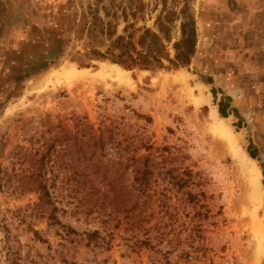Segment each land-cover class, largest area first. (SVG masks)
<instances>
[{
	"label": "rangeland",
	"instance_id": "obj_1",
	"mask_svg": "<svg viewBox=\"0 0 264 264\" xmlns=\"http://www.w3.org/2000/svg\"><path fill=\"white\" fill-rule=\"evenodd\" d=\"M163 7L170 57L194 23L190 65L85 57L94 10L137 38ZM144 170L148 234L114 202ZM6 230L27 262L264 264V0H0V248Z\"/></svg>",
	"mask_w": 264,
	"mask_h": 264
},
{
	"label": "trees",
	"instance_id": "obj_2",
	"mask_svg": "<svg viewBox=\"0 0 264 264\" xmlns=\"http://www.w3.org/2000/svg\"><path fill=\"white\" fill-rule=\"evenodd\" d=\"M164 2V0H159ZM165 7L162 8L161 13L156 18L157 32L149 29H142L140 35L135 38L133 33H129V29H132L131 25H126L123 29V35H117L116 27L110 21H105L99 16L98 10H94L90 13L91 22L86 30L87 37L94 43L100 45L104 50L91 49L85 57H93L96 60L109 61L112 64L120 65L128 70L138 68L141 70H165L171 68L177 70L178 68H184L190 65L191 59L195 53L196 46V32L194 23L189 22L180 26L181 39L172 44L174 51L173 57H170L167 51V44H170V30L166 23H173L175 13H167ZM107 11V10H106ZM125 21L127 20L126 12H123ZM135 14H133V17ZM104 17L116 18V14L110 15L109 12L104 13ZM57 55V54H56ZM168 65L167 68L165 65ZM89 65H81L86 68ZM220 114L226 117L224 110L220 109ZM118 169V168H117ZM123 171L122 166L119 167ZM124 169V168H123ZM146 171L144 170L141 181L138 182V187L134 190L138 195L134 194L133 200L131 194L129 197V189L127 186H120L117 188V194L114 202L118 206V210L122 209L121 212H125L127 217L132 221L131 228L142 230L144 234L149 233V229L144 228L145 224H149L152 220V213L146 215L147 208L151 202V196L148 194V184L145 178ZM136 182L134 181V184ZM112 186V184L110 183ZM39 189L44 191V195H48L46 186L42 183L38 184ZM121 190L123 193L121 194ZM132 205L127 209V206ZM127 209V210H126ZM36 235V234H35ZM98 233L93 232L88 236L89 241L93 237H97ZM162 237V233L159 234L158 238ZM12 241L10 233L6 230L3 239V245L0 248V264H44L37 262H27L24 260V256L21 255V247H14L11 245ZM140 246L153 249L151 245L150 237L147 236L144 240L139 242Z\"/></svg>",
	"mask_w": 264,
	"mask_h": 264
},
{
	"label": "bare ground",
	"instance_id": "obj_3",
	"mask_svg": "<svg viewBox=\"0 0 264 264\" xmlns=\"http://www.w3.org/2000/svg\"><path fill=\"white\" fill-rule=\"evenodd\" d=\"M214 117V116H213Z\"/></svg>",
	"mask_w": 264,
	"mask_h": 264
}]
</instances>
